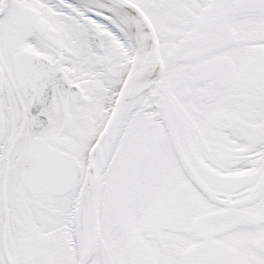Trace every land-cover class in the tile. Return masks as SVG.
Wrapping results in <instances>:
<instances>
[{
	"label": "snow or ice",
	"instance_id": "obj_1",
	"mask_svg": "<svg viewBox=\"0 0 264 264\" xmlns=\"http://www.w3.org/2000/svg\"><path fill=\"white\" fill-rule=\"evenodd\" d=\"M0 264H264V0H0Z\"/></svg>",
	"mask_w": 264,
	"mask_h": 264
}]
</instances>
